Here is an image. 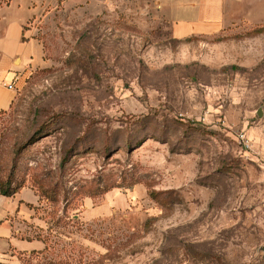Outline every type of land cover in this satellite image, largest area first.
Instances as JSON below:
<instances>
[{
	"label": "rangeland",
	"instance_id": "obj_1",
	"mask_svg": "<svg viewBox=\"0 0 264 264\" xmlns=\"http://www.w3.org/2000/svg\"><path fill=\"white\" fill-rule=\"evenodd\" d=\"M226 10L183 38L163 0H0V228L43 242L0 264H264V0Z\"/></svg>",
	"mask_w": 264,
	"mask_h": 264
},
{
	"label": "crops",
	"instance_id": "obj_2",
	"mask_svg": "<svg viewBox=\"0 0 264 264\" xmlns=\"http://www.w3.org/2000/svg\"><path fill=\"white\" fill-rule=\"evenodd\" d=\"M227 2L228 0H163L168 15L172 19L176 36L183 38L221 28L226 22ZM15 31V34L6 31L0 35V113L13 105L17 88H9L7 85L17 77L21 78L19 70H21L25 58L27 46L22 40V23ZM13 39L15 43L17 40L19 41V46L15 50L8 47ZM17 61H20L21 64L17 65ZM16 85L18 86L17 82ZM4 229L0 228V237L5 238L6 245L0 249H6L10 245V241L14 244L18 242V248L29 251L39 249L43 244L38 239L31 241L10 239V235L1 231Z\"/></svg>",
	"mask_w": 264,
	"mask_h": 264
},
{
	"label": "trees",
	"instance_id": "obj_3",
	"mask_svg": "<svg viewBox=\"0 0 264 264\" xmlns=\"http://www.w3.org/2000/svg\"><path fill=\"white\" fill-rule=\"evenodd\" d=\"M22 40L26 41L25 38H23ZM19 187V185L12 186L11 178H8V180L4 184L0 182V193L4 196H13L18 192V190L20 189Z\"/></svg>",
	"mask_w": 264,
	"mask_h": 264
},
{
	"label": "built area",
	"instance_id": "obj_4",
	"mask_svg": "<svg viewBox=\"0 0 264 264\" xmlns=\"http://www.w3.org/2000/svg\"><path fill=\"white\" fill-rule=\"evenodd\" d=\"M19 79V77L15 78L14 81H12L11 83H9L7 86L9 88H15L16 87V82L17 80ZM241 138H242V141L244 142V144L247 146V147H251V142L250 140L243 134L241 135Z\"/></svg>",
	"mask_w": 264,
	"mask_h": 264
},
{
	"label": "water",
	"instance_id": "obj_5",
	"mask_svg": "<svg viewBox=\"0 0 264 264\" xmlns=\"http://www.w3.org/2000/svg\"><path fill=\"white\" fill-rule=\"evenodd\" d=\"M260 114H261V112H260ZM261 249L264 251V245L261 247Z\"/></svg>",
	"mask_w": 264,
	"mask_h": 264
}]
</instances>
